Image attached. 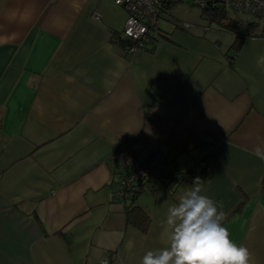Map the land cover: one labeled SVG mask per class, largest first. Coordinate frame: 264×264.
Listing matches in <instances>:
<instances>
[{
    "label": "crops",
    "instance_id": "0c3cea01",
    "mask_svg": "<svg viewBox=\"0 0 264 264\" xmlns=\"http://www.w3.org/2000/svg\"><path fill=\"white\" fill-rule=\"evenodd\" d=\"M126 17L113 0H0V264H140L197 178L264 264V22L230 64L233 34L174 16L152 49L128 50L113 40ZM122 149H166L194 173L144 186L146 231L114 196Z\"/></svg>",
    "mask_w": 264,
    "mask_h": 264
},
{
    "label": "clouds",
    "instance_id": "9594fccd",
    "mask_svg": "<svg viewBox=\"0 0 264 264\" xmlns=\"http://www.w3.org/2000/svg\"><path fill=\"white\" fill-rule=\"evenodd\" d=\"M256 154L264 160L259 148ZM199 181L195 179L169 208L166 223L172 225V231L168 245L147 251L140 264H250L249 249L229 238L223 226L225 213L218 211L212 198L202 194Z\"/></svg>",
    "mask_w": 264,
    "mask_h": 264
},
{
    "label": "built area",
    "instance_id": "2783aa9c",
    "mask_svg": "<svg viewBox=\"0 0 264 264\" xmlns=\"http://www.w3.org/2000/svg\"><path fill=\"white\" fill-rule=\"evenodd\" d=\"M121 5L127 12V17L122 31V36L138 42L148 34H157L160 27L159 20L168 17L165 9L170 4L184 2L185 0H113ZM187 3L200 9L221 5L242 13L252 14L259 21L264 22V0H187ZM98 19L97 14H93ZM179 27L187 28L190 24L186 21H177ZM134 47H129L132 50ZM126 173L116 181L115 195L124 201L130 196L136 195L141 188L148 184L165 183L171 181L181 183L190 181L194 173L191 170H183L173 160L168 159L166 149L150 151L147 158L141 160L130 153L128 149H122ZM120 152V151H119ZM118 156V151L112 154L111 159ZM206 162H198L199 167H205ZM94 264H108V259H102Z\"/></svg>",
    "mask_w": 264,
    "mask_h": 264
},
{
    "label": "trees",
    "instance_id": "16d2710c",
    "mask_svg": "<svg viewBox=\"0 0 264 264\" xmlns=\"http://www.w3.org/2000/svg\"><path fill=\"white\" fill-rule=\"evenodd\" d=\"M174 4H177V3H174ZM174 4H170L167 9L171 8ZM202 12L207 14L206 19L209 22L207 23L208 25L214 24V26H216L219 30L226 31V32L233 34L234 41L232 43L231 49L233 50L234 54L228 55L229 63L232 64L235 53L240 49L244 38L250 35H254V34H251L249 30L243 26V23L240 20L232 18L228 14L227 8L221 5L204 8L202 9ZM166 13L168 15L167 17L168 19L170 18L174 21H177V19H175L172 15H170L171 14L170 12L166 11ZM257 35L264 36V29H262V32ZM158 36L166 37L165 31L162 30L160 27L156 35L154 36H152L151 34L145 35L139 41V43L131 41L123 37L122 32L115 34L113 37V40L117 44L121 45L122 47L126 49H128L129 47H141V48L152 49L154 47L156 40L158 39ZM115 184L116 182L114 183V187H115ZM143 188H141L136 195L130 196L129 200L127 201H124V199H120L118 198V196L115 195V188H114V196L115 198H117V200H120L123 203H129L128 205L125 206V216H126L127 223L134 225L141 231H146L149 225V221H150L149 216L142 208H140L139 206L133 205L136 199V196L140 192H142Z\"/></svg>",
    "mask_w": 264,
    "mask_h": 264
},
{
    "label": "rangeland",
    "instance_id": "374dc122",
    "mask_svg": "<svg viewBox=\"0 0 264 264\" xmlns=\"http://www.w3.org/2000/svg\"><path fill=\"white\" fill-rule=\"evenodd\" d=\"M169 9H165V11H168ZM171 14L181 20H185L187 22H190L191 24H198V23H209L206 19L207 14L202 12V9L198 8L195 5H192L191 3H187V0L184 2H179L177 4H174L172 9L169 11ZM228 14L237 20H240L243 23V26L246 28H249L251 30H255L258 25L250 24L252 21H255L256 23L260 24V21L257 17H255L252 14L248 13H242L238 12L236 10L227 8ZM202 15V16H201ZM159 23L163 25L171 24L168 21H164L163 19L159 20ZM214 24H211L213 26Z\"/></svg>",
    "mask_w": 264,
    "mask_h": 264
}]
</instances>
